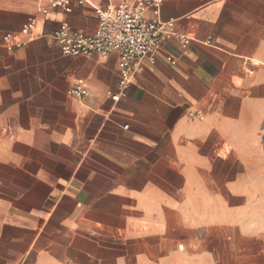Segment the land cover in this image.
<instances>
[{"label":"crops","instance_id":"crops-1","mask_svg":"<svg viewBox=\"0 0 264 264\" xmlns=\"http://www.w3.org/2000/svg\"><path fill=\"white\" fill-rule=\"evenodd\" d=\"M103 2L0 0V264H264V0H165L174 35L118 102L116 54L52 37Z\"/></svg>","mask_w":264,"mask_h":264},{"label":"built area","instance_id":"built-area-1","mask_svg":"<svg viewBox=\"0 0 264 264\" xmlns=\"http://www.w3.org/2000/svg\"><path fill=\"white\" fill-rule=\"evenodd\" d=\"M38 12L48 15L53 10L62 9L68 13L73 6H84L91 0H39ZM165 0H104L93 6L98 26L94 32L74 30L65 24L52 37L62 55L69 57L118 56L119 81L117 92H108L112 100L118 102L126 96L138 69L145 59L155 62L156 54L163 42L173 33V23H164L161 9ZM36 22H27L19 36L7 34L3 42L5 48L16 51L28 45L35 31ZM182 48L187 49L191 39L177 36ZM169 60L174 63L172 58ZM253 73V72H250ZM74 99L89 95L88 88L78 82L68 92ZM189 118L203 120L199 112H189Z\"/></svg>","mask_w":264,"mask_h":264}]
</instances>
